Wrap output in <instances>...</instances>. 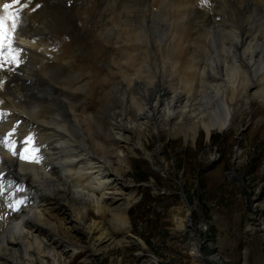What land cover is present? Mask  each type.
I'll return each mask as SVG.
<instances>
[{
    "label": "bare ground",
    "instance_id": "1",
    "mask_svg": "<svg viewBox=\"0 0 264 264\" xmlns=\"http://www.w3.org/2000/svg\"><path fill=\"white\" fill-rule=\"evenodd\" d=\"M13 37L20 62L0 69V137L17 129V155L0 143V178L12 182L0 264H65L86 250L89 264L121 244L130 156L154 159L141 135L209 138L246 106L264 120V0H31ZM96 63L109 78L89 72ZM90 208L100 220L88 222ZM192 255L209 260L198 244Z\"/></svg>",
    "mask_w": 264,
    "mask_h": 264
},
{
    "label": "rangeland",
    "instance_id": "2",
    "mask_svg": "<svg viewBox=\"0 0 264 264\" xmlns=\"http://www.w3.org/2000/svg\"><path fill=\"white\" fill-rule=\"evenodd\" d=\"M212 5L204 9L212 13L216 7ZM149 52L153 68L156 54ZM97 65L89 72L109 78V68ZM122 104L113 108L121 112ZM253 104L254 112L260 103ZM88 109L93 110L92 105ZM140 137L154 159L144 157L138 148L137 155L130 156L126 178L133 184L134 198L128 210L129 234L118 246H104L89 264H200L192 255L195 244L209 259L207 264H264L261 115L253 116L246 106L231 128L213 131L209 138L201 130L194 141L166 130ZM232 168L244 186L230 177ZM88 218L100 220L92 208ZM108 223L111 228L118 222ZM89 256L86 250L65 264H82Z\"/></svg>",
    "mask_w": 264,
    "mask_h": 264
},
{
    "label": "snow or ice",
    "instance_id": "3",
    "mask_svg": "<svg viewBox=\"0 0 264 264\" xmlns=\"http://www.w3.org/2000/svg\"><path fill=\"white\" fill-rule=\"evenodd\" d=\"M31 0H10V2H5L0 8L7 13V17L5 15H0V69H3L5 63L8 64H18L20 61L17 59L19 56L21 49L14 47L15 44L18 43L13 37V33L19 31V23L21 20V14L25 9L29 6ZM36 7H40L39 4ZM13 9V11L9 12L8 10ZM35 10V9H34ZM6 22L10 23L11 27L6 30ZM15 53V54H13ZM2 83V81H0ZM17 129L13 128L11 132H9L6 136L0 137V143L5 144L10 151L13 152V155H17V150L15 149V141L11 138L15 135ZM33 137L28 136L25 138L24 143L32 141ZM24 151H28L27 148ZM21 159H26L27 157L20 154ZM2 177V174H0ZM11 181H5L0 178V198H4L5 200H10V193L8 192V187L11 185ZM6 185L8 187H6ZM15 205H21L24 203L23 200H16ZM9 207H14L13 203H9Z\"/></svg>",
    "mask_w": 264,
    "mask_h": 264
},
{
    "label": "water",
    "instance_id": "4",
    "mask_svg": "<svg viewBox=\"0 0 264 264\" xmlns=\"http://www.w3.org/2000/svg\"><path fill=\"white\" fill-rule=\"evenodd\" d=\"M229 174H230V177H231V178H233L234 180L240 182V183L244 186V182H243V180H242V179L236 174L234 168H232V170L229 172ZM183 197H184L185 200H186V197H185L184 194H183Z\"/></svg>",
    "mask_w": 264,
    "mask_h": 264
}]
</instances>
